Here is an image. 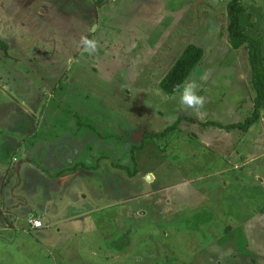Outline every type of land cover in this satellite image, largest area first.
<instances>
[{"label": "rangeland", "instance_id": "obj_1", "mask_svg": "<svg viewBox=\"0 0 264 264\" xmlns=\"http://www.w3.org/2000/svg\"><path fill=\"white\" fill-rule=\"evenodd\" d=\"M229 1L0 0V264H264V110L214 124L254 109ZM189 43L199 115L160 86ZM61 200L79 223L27 215Z\"/></svg>", "mask_w": 264, "mask_h": 264}, {"label": "trees", "instance_id": "obj_2", "mask_svg": "<svg viewBox=\"0 0 264 264\" xmlns=\"http://www.w3.org/2000/svg\"><path fill=\"white\" fill-rule=\"evenodd\" d=\"M100 1L102 0H98V2ZM227 15L229 20V43L231 46L237 49L244 44L248 45L252 72L251 81L255 89L254 109L244 121L231 124L214 122V124L222 128L230 129L233 127L248 131L261 118L262 110H264V56L261 51L260 41L252 38L247 33V30L254 26V21L252 20V14L248 12L242 0H230L227 6ZM203 56L204 49L201 46L194 43L186 45L180 56L161 79V88L168 94L180 91L177 86L186 81ZM173 127L174 125L167 127L161 132L152 133V136L160 137L166 135Z\"/></svg>", "mask_w": 264, "mask_h": 264}, {"label": "crops", "instance_id": "obj_3", "mask_svg": "<svg viewBox=\"0 0 264 264\" xmlns=\"http://www.w3.org/2000/svg\"><path fill=\"white\" fill-rule=\"evenodd\" d=\"M6 159H8V158H6ZM30 164L31 163L29 161H25V164H21L20 170L21 171L24 170V168L25 167L26 168L29 167ZM74 167H72V168H74ZM46 179L52 181L51 177L50 178H46ZM27 204H30V206L32 208L36 207V205H31V203L29 201H27ZM62 208L66 209L67 211L62 213ZM38 211L33 210L31 213H27V215H28V217H33V216L36 215L37 218H42V216L46 217V216L49 215L50 212H52L51 214H53V216H52L53 219L56 220L58 223L61 222V218H65L67 221H71V220L75 219L79 223V221H81L83 219V218H81L79 216H82V214H84V209H82L78 205H75L74 203L73 204L66 203V205H64L63 200H61V202H59V203H57L55 205H52L51 207L44 205V209L43 210L38 209ZM60 212L62 214H59ZM26 223H27V219H26ZM25 225H26L25 226L26 228H24V229H40L41 228V227H39V228H35V227L34 228H32V227L28 228L27 224H25ZM59 230H61V229H59Z\"/></svg>", "mask_w": 264, "mask_h": 264}, {"label": "clouds", "instance_id": "obj_4", "mask_svg": "<svg viewBox=\"0 0 264 264\" xmlns=\"http://www.w3.org/2000/svg\"><path fill=\"white\" fill-rule=\"evenodd\" d=\"M85 50L94 49L96 42L93 40H84ZM181 90L180 102L185 109H191L195 114L199 115V110L206 103V98L198 94V85L195 80L189 79L177 86Z\"/></svg>", "mask_w": 264, "mask_h": 264}, {"label": "built area", "instance_id": "obj_5", "mask_svg": "<svg viewBox=\"0 0 264 264\" xmlns=\"http://www.w3.org/2000/svg\"><path fill=\"white\" fill-rule=\"evenodd\" d=\"M29 221H30L32 227H33V226H34V227H38V226L41 225V222H40L39 220L35 219V218H31Z\"/></svg>", "mask_w": 264, "mask_h": 264}]
</instances>
